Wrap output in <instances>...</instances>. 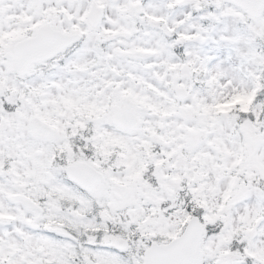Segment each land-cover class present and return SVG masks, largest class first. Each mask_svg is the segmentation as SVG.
<instances>
[{"label":"snow or ice","instance_id":"6c2138e0","mask_svg":"<svg viewBox=\"0 0 264 264\" xmlns=\"http://www.w3.org/2000/svg\"><path fill=\"white\" fill-rule=\"evenodd\" d=\"M0 264H264V0H0Z\"/></svg>","mask_w":264,"mask_h":264}]
</instances>
